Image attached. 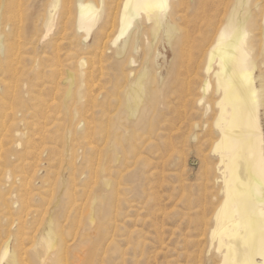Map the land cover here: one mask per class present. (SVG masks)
I'll list each match as a JSON object with an SVG mask.
<instances>
[{
    "label": "bare ground",
    "instance_id": "1",
    "mask_svg": "<svg viewBox=\"0 0 264 264\" xmlns=\"http://www.w3.org/2000/svg\"><path fill=\"white\" fill-rule=\"evenodd\" d=\"M213 2H211L210 0H40L39 6H38V12H37L38 16H37V18H35L36 21L33 25V28H34L33 31L40 32V35H37L38 36V38H37L38 44L39 45L40 44L45 45V46H47V48L54 47V44L59 45V42H61V40L62 41L63 40L70 41L71 43L68 42L67 45H69V43H70L71 51H67V52H65V54L70 52L68 57H70L71 60L76 59L74 61V63L77 62L78 66L81 67L82 69L85 68L86 63L94 64L93 61H95L98 57L101 58L100 60H102V58H103V60H105L104 57H105V55L108 54V53L106 54V52H105L106 49H107V52L110 49L111 50L113 49L112 56H111L112 58L111 57L110 58L114 60V64H111V67L109 68V70H111V78H110L111 81L110 82L114 85V87L112 86L113 91H111V89H112L111 87H109V88H111L109 90L112 93L115 92L113 95L115 97L118 95L121 99L118 98L120 101L119 102L120 104L117 105V106H119L118 108L115 107V104H116L115 99H117V98L114 99L115 101L114 100L112 101L111 96H110L109 100L110 99L111 100L108 101L107 106L105 105L106 100L103 101L104 102V109H105V106L107 107V110H106L107 111V125L103 128V132H104V134H106V137H107L106 145L108 144L110 151H111V154H113L115 157H117L116 154L118 153V150H119L120 141L127 143V145H125V146H127V151H126V153H124L125 158H126L125 168H124V169H126V172H125L126 174L124 173V175H126V180H128V181H132V180L137 181L138 177H135L136 174H133V172L129 170L130 169V163L132 161L129 163L128 160L130 159L129 155H132L134 153L133 152L134 151V145H135V147L137 146V148H138L139 144H137L138 141H136L137 134L140 135L141 131L145 132L146 130L144 128L147 126V124H151V126L149 125V127L150 128L152 127L153 130H149L150 128L149 129L147 128V130H148L147 135H144V136L142 135L143 137H141L140 139H141L142 145H146L147 147H150V148L155 147L157 152L154 155L155 156L154 162L151 159H150L151 160L150 162H149V160L146 162V160H144V156L142 153L143 158L138 157V160H135L136 163L134 166H136V164L141 165L142 163H145V162L147 164H149V163L151 164V162H153V164H151V165H153L151 174L149 173L151 171L150 168H149L150 171H148V173L150 174L149 178L150 179L151 178L156 179L155 181H157V184L160 185V186L157 185V187L159 186L160 189L163 188V186H161L162 182H165L168 179V177L177 176L179 173H176L177 171L174 172L173 167L175 166V164L178 161L182 160L183 155H182L181 151H179V150H181L180 149L181 147L178 146L179 143L177 145V141L174 142L175 135L177 136V134L179 135L180 132L187 130L189 128L188 127L187 129H185L186 126L183 125V124H185L184 119L187 118L186 115H189L188 109H189V112H190V110L193 111L195 109H197V111L201 110L203 122H201L200 124H198V123L195 124V128L201 129L200 132L203 135V145L206 148L204 156H203V173H204L203 175H204V181H205L206 187H205L204 195H202V197H204L206 205L209 203V201H210V204L215 205V207L210 212V219L208 218L211 223L209 222L210 223L209 224L207 222V224H205L207 219H205V221H204V225L207 226V228L204 226V228H206V231L203 230L205 232L204 237L207 236V238H208V246L206 247V250H205L206 256H209V257H211V255L213 256V257H211V260H212V258H214V261L212 264H264V27L259 28L257 26L258 20H257V18L254 17V15L250 11V7H249L250 0H236V4H234V6H232L229 10L227 9V11H225V14L229 13V16L227 18H224L225 21H223V19L218 20L219 19L218 13L221 12V11L219 12V9L223 3L220 6V4L216 5L215 2L214 3ZM216 2L218 3L217 0H216ZM23 3H24L23 0H20V2H16V0H0V20H1L0 26H5V29L10 28L11 31L14 30V32H15V29H18V28H16L18 26L17 23L20 22V19L23 17V14L25 13V11H28V8L26 10L25 5H23ZM170 10H171L170 16L167 17L166 14ZM6 13L10 14V16L8 17L9 20L6 19L7 17L5 18ZM177 19L184 21L186 23L185 24L186 26L184 27L185 28L184 30L182 29L183 31H179L180 34L173 35V33L175 31H177V28L175 25L176 24L175 21ZM13 21H14V23H13ZM173 23H175V24H173ZM178 25L179 24H177V26ZM181 25H180V27H181ZM135 27H137L136 31L133 33V35L130 36V33H131L130 30L132 28L135 29ZM162 28H165L167 30L166 36L168 38V43H169V45L173 51V54H175L174 55V62L171 63L170 65H168L165 68V70L162 71V73H157L155 75L156 78L158 79L159 83L162 86V90L159 92H151L150 87L153 84V75L151 74V70H152L151 57L147 60V58H145V57L141 58L140 55L142 54L143 51H144V53H145V51L148 53L152 52V45H148V47H147L146 46V44H147L146 40H148L150 36L152 37L153 40H156L159 33H160V30ZM20 34H21V32H20ZM32 34H33V32H32ZM79 35H81V36H79ZM10 36L8 37L9 39H10ZM71 36L78 38L77 39L78 41L76 42L75 40H72V39L70 40V38H72ZM4 39H5V37H4ZM4 39H2V36L0 35V59H3V60L6 59V61H7V58H5V56H7L8 53H12L11 59L17 60L16 59V58H18L17 53L19 54L18 50H21V49H16V51H15V48H14L15 45L11 44V46H10V43H7V41H10V40L7 39V41L5 42ZM22 39H23V37H22ZM34 39L36 40V38H34ZM14 41H15V39H14ZM21 42H23V41H21ZM26 42H27V40H26ZM103 42H106L107 45L103 44ZM28 43L30 44V42H28ZM33 43H34V41H33ZM7 44L9 46H7ZM61 44L62 43H60V45ZM18 45H20V44L18 43ZM109 45H110V48H109ZM36 46H35V49H36ZM20 47H21V45H20ZM42 50H43V47H42ZM55 50H56V45H55ZM39 51H41V50H39ZM43 51H42V54H44ZM32 52L34 53V51H32ZM32 52H30V53H32ZM45 52L47 54V51H45ZM194 53L197 54V55H195V57L197 56V58L194 57V59H193V55H189V54H194ZM54 54H58V53L56 52ZM49 56H50V52H49V55H47L46 60L48 61V58H49L50 63H51L52 62L51 57H49ZM52 56H54V55H52ZM109 56H110V54H109ZM136 56L138 57V59L136 58ZM176 56H177V59L175 60ZM56 57L57 56H55V58H54L55 60L57 59ZM93 57H94V59H93ZM68 59L69 58H67L66 60H68ZM108 59H109V57H108ZM140 59L143 61H140ZM24 60H25V58H24ZM63 60H64V58H63ZM12 61H14V60H12ZM62 61H61V64H62ZM64 62H65V60H64ZM15 63L16 62H14V64ZM32 64H33V62H32ZM41 64H42V66L44 65L43 63H41ZM20 65H21V63H20ZM38 65H39V68H41L39 63H38ZM48 65H49V63H48ZM48 65L46 64V68ZM54 65L56 66V64H53V67H54ZM105 65L103 64L102 66H105ZM19 66H17V67H19ZM22 66H23V63H22ZM30 66L32 68V65H30ZM59 66H61V65H59ZM50 67L51 66H49V68ZM75 67H76V65H75ZM87 67H89V66H87ZM20 68L21 67H19V69ZM23 68H25V67H23ZM70 68L71 67H69L68 69H70ZM0 69H2V68H0ZM73 69H70V70L73 71ZM103 69H104V67L102 68V70ZM106 69H107V65H106ZM50 70H52V73L54 72V69H50ZM89 70H88V72H89ZM96 70H97V68H96ZM159 70H161V68H158V71ZM8 71H10V70H8ZM15 71H17V69H15ZM15 71H14V74L17 73V72L15 73ZM20 71L22 72L23 70H20ZM26 71L28 72V70H26ZM34 71H36V70L34 69ZM74 71L76 72V70H74ZM92 71H94V70H92ZM92 71H91V74H92ZM61 73H63V72H61ZM76 73H74V74L76 75ZM107 73H109V71H107ZM155 73H156V71H155ZM89 74L90 73H88V75ZM9 75H11V74H9ZM40 75H42V74H40ZM57 75H59V74H57V72H56V76ZM85 75L87 77L86 72H85ZM98 75H97V77H98ZM102 75L104 76L105 74L102 73ZM105 76H108V75H105ZM20 77H21V74H20ZM70 77H72L71 79L73 80V78H74L73 75H71ZM97 77H96V79H97ZM17 78H19V77H17ZM40 78H42V77L39 76V80H40ZM48 78H50V77H48ZM52 78H54V77H52ZM84 78H85V76H84ZM86 79H88V78H86ZM108 79H109V76H108ZM108 79L104 80L105 83H106V81H108ZM31 80H33V78ZM44 80L45 79H43V81ZM72 80H70V81L72 82ZM76 80L77 79H75L74 82H76ZM91 80L89 79V82H88L89 84H90ZM12 81H14V80H12ZM43 81H42V83H43ZM56 81H57V78H56ZM100 81H102V80L99 79V82ZM19 82H20V79H19ZM49 82L50 81H48V83ZM52 82H53V84H56L55 80H53ZM78 83H76V89H77ZM1 84H3V83H1ZM10 84H12V83H10ZM16 84H17V82H16ZM58 84H59V88H60V83H58ZM37 85H38V83H37ZM42 85L40 84V86H42ZM67 85L64 88V90L67 88ZM38 86H36V87L38 88ZM49 86H51V82H50ZM171 86L174 87V90ZM6 87H4V88H6ZM63 87H64V85H63ZM86 87H87V85H86ZM26 88H29V87L26 86ZM89 88H88V90H89ZM99 88H101V87H99ZM93 89H94V87H93ZM52 90L54 92V89H52ZM64 90H63V95H64ZM102 90H103V88H102ZM166 90H169V93H167ZM57 91H59V89H57ZM85 91H86V89H85ZM2 92L4 93V91H2ZM37 93H39V92H37ZM37 93H36V95H38ZM45 93H48V91H46ZM100 93H101V91H100ZM116 93H117V95H116ZM34 94H35V92H34ZM39 94H40V96H42L41 92ZM87 94H88V96H87L88 99L91 98L89 93H87ZM87 94L84 93V95H87ZM90 94H92V93L90 92ZM107 94H109V93H107ZM66 95H67L68 103H72V102H75L74 100L76 99L75 97H77L78 92L76 90L74 91V89L71 88L70 92H67ZM104 95H105V98H104V96H102V97H103V99H106V94L104 93ZM4 96H6V95H4ZM52 96H53V94L51 95V97ZM55 97H56V95H55ZM5 98H7V97H5ZM8 98L10 99V93H9ZM14 98H13V100H14ZM57 98H58V96L56 97V99ZM85 99H87V98H85ZM3 100L4 99L2 98V101ZM60 100H59V102H60ZM0 101H1V97H0ZM6 101H8V100H6ZM18 101H20V100H18ZM92 101L93 100H91V102ZM96 101H98V100H96ZM35 102L36 101H34V103ZM41 102H43V101H41ZM59 102H58V104H59ZM87 102H89V101H87ZM99 102H100V100H99ZM4 103H5V101H4ZM7 103L9 105V102H7ZM61 103H63V102H61ZM1 104H3V103H1ZM36 104H33V105H36ZM92 104H93L92 109H94L95 104L94 103H92ZM97 104H98V102H97ZM144 104H145V107H143ZM4 105H6V104H4ZM15 105L16 104L14 103V106ZM30 106H31V104H30ZM42 106H43V104H42ZM57 106L61 107V104L57 105ZM98 106H97V108H98ZM39 107H40V104H38V108H37L38 110H39ZM50 107H48V108H50ZM60 107H56L55 110H57V108L59 109ZM16 108H17V105H16ZM34 108H36V106H34ZM1 109H2V107L0 108V110ZM70 109H71V107H70ZM72 109H73V106H72ZM166 109H175V110H177V112H178V110H181V109L185 111V113L183 112L182 114H181L182 111H179L180 114L178 113V116H179L180 121L178 120L179 123L177 126H175V124L173 127L171 125H166V124L161 125V123H163L165 120L164 118H163L164 120H161L162 114H164L162 112ZM13 110H15V109H13ZM25 110H26V107H25ZM52 110H53V108H52ZM52 110H51V112H52ZM143 110H145V112L141 115ZM29 111H31L30 108H29ZM87 111H88V109H87ZM87 111H86V113H87ZM149 111L152 112V114H151L152 116L150 118H147ZM168 111H170V110H168ZM40 112H41V110H40ZM60 112H61V110H59V113ZM64 112H63V114H65ZM11 113H13V112H11ZM72 113H73V111H71V115H72ZM82 113H84V112H82ZM101 113H102V111H101ZM165 113L167 114V112H165ZM171 113H172V110H171L170 114ZM193 113H194V111H193ZM0 114H2V113L0 112ZM14 114H15V111H14ZM20 114L22 115L23 112H21V113L17 112V118L19 117L18 115H20ZM25 114H27V113H25ZM49 114H50V112H49ZM79 114L80 113H78V115ZM174 114H176V113H174ZM69 115H70V113H69ZM93 115L91 114V116H93ZM101 115L103 117V114H101ZM33 116H36L38 118L40 117V115L37 116V113H36V115H32V117ZM36 117H34V118H36ZM78 117H76V120L78 119ZM104 117H105V115H104ZM177 117L175 118L176 120H177ZM202 117H201V121H202ZM19 118L24 119L23 115L20 116ZM42 118H44V117H42ZM45 118H47V117H45ZM48 118H50V116ZM55 118H57V116ZM99 118H101V117H99ZM9 119L11 120V117ZM13 119L16 120V118L14 116H13L12 120ZM71 119H72V117H71ZM88 119L90 120V118H88ZM1 120H0V123H1ZM30 120L33 121L34 119H30ZM36 120L39 122V119H36ZM45 120L47 121V119H45ZM65 120H66V117H65ZM69 120L70 119L68 118V122H69ZM95 120H97V122L99 121L98 118H96ZM124 120H126L127 123L131 124L130 127H132L133 129H131L129 126H126ZM37 121H36V123L39 124ZM52 121H53V119H52ZM86 121H87V119L85 120V123L87 124ZM104 121H106V120H104ZM172 121H169L168 118H166V120H165V122H167V123H171ZM22 122L23 121H21V123L19 124L20 127L22 126ZM92 122H93V120H92ZM94 122L96 123V121H94ZM44 123H45V121H44ZM88 123L90 124L91 121H89ZM95 123H93V124H95ZM4 124L5 125H3L2 127L0 126V137H3L4 139H6V138L9 139L8 137H10L11 140L10 139L6 140V142L9 143L8 145H10V150H11V148H13V150L16 151V153H17V150L19 152V149L21 151L23 144H26V143H24L25 142L24 138H25L26 134L25 135L22 134V132L18 129L19 126L16 128H15V126H13L15 128L13 130L10 128V126L6 125V122ZM48 124H50V123H48ZM62 124H63V121H62ZM176 124H177V122H176ZM23 125H25V124H23ZM45 125H46V123H45ZM64 125H65V123H64ZM75 125H77V124L74 123V126ZM103 125H105V124L103 123ZM103 125L100 124L98 128H100V126H103ZM159 125H160V127H159ZM28 126H30V125H28ZM68 126H69V124H68ZM66 127H65V129H66ZM127 127H129V129L132 130L131 134H130V131L129 132L126 131ZM36 128L38 130L37 126H36ZM86 128H88V130H87V132H88L90 129V126H86ZM65 129H62V130H65ZM67 129L70 130L69 127H67ZM72 129L74 130V128H72ZM94 129H95V127H94ZM94 129L92 130L93 132H94ZM28 130H30V128ZM37 130L35 131V129H34V132L38 133L39 130L38 131ZM45 130H46V128H44V130H42V132H44ZM49 130L50 129H48L47 131H49ZM56 130L57 129H55V131ZM192 130H193V128H192ZM26 131H27V129H26ZM166 131H168V133ZM195 131H197V130L195 129ZM195 131L193 133H196ZM52 132H53L52 134H54V131H52ZM57 132H59V131H57ZM60 132H61V129H60ZM64 132H62L61 135ZM27 133H29V132H27ZM39 133H40V131H39ZM48 133H50V132H48ZM85 133H86V130H85ZM88 133H87V135H88ZM90 133H91V131H90ZM102 134L103 133L101 132V136H103ZM188 134H189V132H188ZM198 134L193 135L192 136L193 139L197 140V138L199 137ZM34 135H36V134H34ZM61 135L59 133V136H61ZM74 135H75V133H74ZM74 135L71 134V137ZM94 135L95 134H93V138L91 135L90 136L92 139L95 140L96 137H94ZM51 136H54V135H51ZM51 136H49V137L47 136V137L50 138ZM80 136H82V135H80ZM3 138H2V141L0 142V159H5V158H1L2 155H4V153H3L4 152L3 151L4 150ZM29 138H30V135H29ZM31 138L33 140V136ZM163 138H166V140L168 138L169 140L164 141ZM50 139H52V138H50ZM74 139H76V136L73 138V140ZM77 139H76V141H77ZM85 139H88V137L87 138L85 137ZM177 139H178V136H177ZM37 140H35V141H37ZM55 141H53V142H55ZM57 141H56V143H57ZM76 141L75 142L73 141V142L75 144L79 145L80 142L77 143ZM82 141L84 142L85 140H82ZM135 141H136V143H135ZM178 141H179V139H178ZM201 141H202V139H201ZM6 142H5V145H6ZM33 142H34V140L32 141V143ZM40 142H42V141L40 140ZM69 142L71 143V141H69ZM98 142L102 143L104 141L100 140ZM183 142H185V141H183ZM39 143H36V144L39 145ZM46 143L47 142H45V144ZM65 143H66V141H65ZM70 143H69V145H70ZM48 144L50 145V143H48ZM160 144L162 145V147L160 146ZM32 145L33 144H31V147H32ZM83 145L85 146V143H83ZM87 145L89 148V143H87ZM91 145L92 144H90V146ZM94 145H96V144L94 143ZM94 145H92V146L94 147ZM121 145H123V144H121ZM180 145H181V143H180ZM51 146H52V143H51ZM75 146H77V145H75ZM81 146H82V144H81ZM141 146H139V147L141 148ZM25 147H24V149H25ZM33 147H34V145H33ZM53 147H54V143H53ZM61 147L63 149V146H61ZM99 147H100V145H99ZM29 149L26 148V150H29ZM32 149H34V148H32ZM44 149H46V147ZM73 149L74 148H72L71 150H73ZM104 149H105V147H104ZM104 149H103V152H104ZM120 149H121V146H120ZM42 150H41V152H42ZM53 150L54 149L52 148V151ZM143 150H144V148H143ZM143 150H142V152H143ZM56 151L60 153V151H58V150H56ZM8 152H10V151H8ZM36 152H37V150H36ZM41 152H40V154H41ZM46 152H47V150H44L45 154H46ZM101 152L102 151H100V153ZM122 152H123V150H122ZM59 153H58V155H59ZM82 153H81V155H82ZM94 153H95V151H94ZM151 153L154 154V152H151ZM151 153H150V156L153 155V154L151 155ZM23 154H25V153H23ZM23 154H21V152H20L19 156L17 154L16 158L21 157V155H23ZM55 154H57V153H55ZM62 154H63V152H62ZM62 154H60V155H62ZM72 154H73V152H72ZM77 154H80V153H77ZM38 155H39V153H38ZM103 155H104V153L102 154V157H104ZM134 155L135 154H133V156ZM25 156H27V155L25 154ZM47 156H49V155H47ZM56 156L54 155V157H56ZM83 156H84V154H83ZM86 156H87V154H86ZM95 156H97V155H95ZM109 156H110V154H109ZM60 157H62V156H60ZM76 157L74 156V159ZM89 157H91V156H88L86 158V159H88V161H89ZM22 158L23 157H21V159ZM29 158H31V156ZM33 158H36V157L33 156ZM38 158L39 157H37V159ZM47 158H45V159H47ZM57 158L58 157H56V159ZM63 158H61V159H63ZM50 159H51V157H50ZM68 159H70V158H68ZM83 159L84 158H82L81 160L83 161ZM40 160H41V158H40ZM52 160H54V158H52ZM59 160L60 159L58 158V161ZM100 160H101V158H100ZM110 160H111V157H110L109 161ZM6 161H7V158H6ZM34 161L35 160H33V162ZM82 161L80 162L81 165L83 164ZM95 161H96V159H95ZM49 162H50V160H49ZM105 162H107V161H105ZM91 163H93V160ZM118 163H119V161H118ZM15 164H16V161H15ZM32 164H33L32 167H34V163H32ZM36 164H37V161H36ZM80 164H78V165L80 166ZM86 164H87V162H86ZM93 164H95V162ZM108 164H110V163H108ZM108 164L106 166H108ZM27 165H28V163H27ZM53 165H51L52 169H53ZM60 165H62V164L60 163ZM13 166H11V168ZM69 166H70V164H69ZM106 166H105V168H106ZM19 167H17V168H19ZM32 167L30 166V168H32ZM57 167H59L58 164H57ZM57 167H56V169H57ZM90 167H92V166L90 165ZM148 167L149 166H147V169H148ZM5 168H4V170H5ZM17 168H15V170ZM27 168L28 167H26V170H27ZM73 168H74V165H73ZM89 168H87V169H89ZM96 168H98V167H96ZM40 169H42V168H40ZM58 169H60V168H58ZM112 169L114 170L115 168L112 167ZM124 169H122V170H124ZM15 170L13 173H15ZM21 170H23V169L21 168ZM43 170L45 171L46 167ZM11 171H9V170L4 171V173L2 174L3 180L2 179L0 180V207L2 208V210L4 211V214H5V215L3 214L4 220L7 221L8 216H10V215L14 219V214H17V217H19V218H16L15 220H13V219H11V220L13 221L12 222L13 225L17 224V222H18V224L20 223V226L16 225V226H19V228L17 230V235L15 236V238H16L15 239V241H16L15 245L16 246L14 245V242H12L14 248H10V245H9L10 244V241H9L10 238L7 240V242L4 243V245L1 249V252H0V264H2V262H5V264H71L72 261L66 262L65 257L64 258L62 257V255L65 254V253L63 254L62 251L69 252L68 251V247H69L68 244L69 243H67V242H70V241H64V238L62 239V236H59L60 235L59 232L56 231L55 224H57V223H55V221H57V219L54 221L53 218H50L47 221V223L45 224L44 229H42L41 233L37 236V237H39L38 240L37 241L35 240V238H36V235H35V237L33 239L34 241L31 244L32 247H30L31 246L30 245L29 248H26V246H28V244L25 246V243L28 242V239L25 238L27 240V242H24V237L27 236L28 233H25V229H26V225H27L25 217L27 214L26 211L30 212V210H27V209H28V207L31 206V204L29 206V203L31 200H29L28 197L26 196V191H28L27 189H25L26 190L24 192L25 194L20 195L23 187H25V186H23V179H22V177L19 178L16 176L19 174L16 173V175H14ZM49 171H50V169H49ZM68 171H70V170H68ZM75 171H77L76 168H75ZM83 171H84V169H83ZM111 171L109 173H112ZM172 171H173V173H172ZM64 172H65V170H64ZM96 172H97V169H96ZM96 172H95V174H96ZM28 173H29V171L27 172V174ZM59 173H60V171H59ZM74 173H76V172H74ZM74 173H73V175H74ZM90 173H92V171ZM29 174H31V173H29ZM67 174H68V172H67ZM23 175H24V172H23ZM49 175H50V173H49ZM57 175H58V173H57ZM122 175L123 174H121V176ZM66 176L68 177V175H66ZM81 176L82 175H80V178H81ZM93 176H94V174H93ZM121 176L119 175L120 178H121ZM182 176H183V174H182ZM182 176L179 178H182ZM32 177H33V175H32ZM45 177H48V176H44L43 180L45 179ZM58 177H56V178H58ZM90 177H92V176H90ZM109 177H110V174L106 178H108V179L112 178V177H110V178ZM98 178H100V177H98ZM124 178H125V176H124ZM25 179H26V177H25ZM34 179H35V177H34ZM74 179H76V178L74 177ZM50 180H51V177H50ZM177 180H178V178H177ZM32 181H33V178H32ZM67 181H66V183H67ZM90 181H91V179H90ZM112 181H114V179ZM120 181H121V179H120ZM152 181H153L152 182L153 183L152 187H153V185L155 183H154V180H152ZM46 182H47V180H46ZM53 182H55V181H53ZM114 182H112V183H114ZM180 182H182L181 184H183V181H180ZM68 183H69V181H68ZM121 183H119V184L121 185ZM89 184L86 186L89 187L92 183L90 185ZM19 185L21 186V188L18 189ZM144 185H145V183H144ZM41 186H42V183H41ZM86 186L84 185L85 188H86ZM112 186H114V185L112 184ZM128 186H130V185L128 184ZM146 186L147 185H145V187ZM68 187H67V189H68ZM152 187H150V188H152ZM183 187H184V185H183ZM41 188H43V187H41ZM78 188H79V186H77V189ZM105 188H109V185L106 184ZM148 188H149V186L147 187V190H148ZM37 189H38V187H37ZM37 189H36V191H37ZM54 189H56V188H53V191H54ZM82 189H84V188H82ZM113 189H112V191H113ZM155 189L156 188H154V191H152V193L156 192V191L158 192V190L156 189V191H155ZM41 190H40V193H41ZM48 190H49V188H48ZM71 190L73 191V189H71ZM76 190H74V194H75ZM87 190H89V189H87ZM91 190H93V189H91ZM120 190H121V188H120ZM184 190H185V188H184ZM210 190H213V191H210ZM44 191H45V189H44ZM72 191H67L66 194H64L63 201H65V199H67V196H69L70 192H72ZM33 192H34V190H33ZM182 192H185V191H183V189H182ZM40 193H38V194H40ZM46 193H47V188H46ZM50 193H51V191H50ZM50 193H49V195H50ZM117 193H118V191H117ZM97 194L100 197V194L99 193H97ZM41 195L43 197V194H41ZM148 195H149V193H148ZM181 195L184 196L183 193H181ZM74 196H76V195H74ZM118 196H119V198L121 197V195H118ZM76 197H75V199H76ZM106 197L107 196H104L105 201H102L103 203L101 202L102 205H100V206L106 205V202H107ZM146 197L148 198L149 196L146 195ZM156 197L158 198L157 195H156ZM202 197H200L199 198L200 200L199 199L198 200L201 201ZM72 198H73V196H72ZM77 198H79V197H77ZM69 199H71V198H69ZM82 199H84V192H83V198ZM86 199H87V197H86ZM122 199H124V198H122ZM153 199H155V197ZM179 199H182V198L180 197ZM114 200H116V197ZM191 200H192V198L190 199V201ZM119 201H121V200H119ZM143 201H141V204L143 203ZM180 201H182V200H180ZM185 201H186V199H185ZM67 202L65 201L66 205H69V203L67 204ZM80 202H81V200H80ZM124 202H125V200H124ZM144 202H146V200ZM155 202L156 201H154V203ZM157 202H159V200ZM194 202H196V201H194ZM113 203L115 204L114 201H113ZM196 204H197V202H196ZM84 205H85V203H84ZM116 205H117V203H116ZM109 206L111 208V204ZM135 206H137V205H135ZM157 206H160L159 203ZM190 206H191V202H190ZM201 206L205 207V205H201ZM67 207L69 208L70 206H67ZM80 207H81V205H80ZM118 207L120 208V206H118ZM160 207H162V205ZM160 207L156 208L153 206V208H155L156 210ZM138 208H140V207H138ZM35 209H36V206H35ZM65 209H64V211H65ZM86 209H88V208H86ZM99 209H100V207H99ZM144 209H146V207ZM205 209L206 208H203V212L205 211ZM5 210H6V212H5ZM32 210H33V208H32ZM60 210H61V208H60ZM111 210H112V208H111ZM139 210L141 211V209H139ZM160 210L162 211V209H160ZM39 211L41 212L40 209H39ZM35 212H36V210H35ZM37 212H38V209H37ZM117 212H118V210H117ZM67 213H68V211H67ZM55 214H57V212ZM156 214H157V212H156ZM198 214L205 215L204 213L203 214L198 213ZM0 215L2 216V214H0ZM40 215H41V213H40ZM43 215H44V213H43ZM74 215L76 216V214H74ZM78 216H79V214H78ZM159 216L156 215V217H159ZM164 216H166V215L164 214L163 218H164ZM150 217H147V218H150ZM199 217L201 218L203 216H199ZM55 218H57V217L55 216ZM74 218H76V217H74ZM2 219L3 218L0 217V220H2ZM32 219H33V217H32ZM58 219L60 221V218H58ZM63 219H64V217H63ZM19 220L20 221L22 220V221L19 222ZM42 220H43V218H42ZM117 220H118V218H117ZM9 221H10V219H9ZM147 221H149V220H147ZM161 221H162V219H161ZM66 222H68V221H66ZM93 222L94 221H92V223ZM142 222H145V221L143 220ZM199 222H201V221H199ZM69 223H70V220H69ZM0 224H1V222H0ZM9 224H10V222H9ZM32 224H30L31 228H32ZM39 224H40V222H39ZM116 224H117V222H116ZM153 224H152V226H153ZM156 224H158V223H156ZM202 224H203V222L200 225H202ZM196 225H198V227H200L199 224H196ZM208 225H209V227H208ZM59 226H61V225L59 224ZM63 226H64V224H63ZM157 226H159V224ZM68 227H69V225H68ZM73 227H75V226H73ZM115 227L117 228V226H115ZM141 227H142V225H141ZM28 228H29V226H28ZM31 228H29V229H31ZM57 228H59V227H57ZM98 228H96V229H98ZM108 228H106V229H108ZM38 229H37V231H39ZM64 229H65V227H64ZM137 229H139V228H137ZM157 229H158V227H157ZM194 229L198 230V228H196V227H194ZM9 230H11V229H9ZM58 230H60V229H58ZM69 230H71V227ZM148 230H149V228H148ZM12 231H14V235H15L16 230H12ZM62 231H64V230H62ZM114 231H115V229H114ZM72 232L73 231L71 230V235H72ZM108 232L111 233V230ZM131 232L132 231H130V236H131ZM204 232L200 231L199 233L203 234ZM138 233H140V232H138ZM4 234H7V233L5 232ZM127 234H128V232H127ZM91 235H92V233H91ZM106 235L104 234L103 236H106ZM113 235H114V233H113ZM160 235H158V237ZM28 236H29V234H28ZM69 236H70V234H69ZM103 236H101V237H103ZM108 236H111V235H108ZM126 236H128V235H126ZM163 237H165L164 234H163ZM5 238H6V236H5ZM71 238L73 239V237H71ZM85 238H87V237H85ZM97 238L98 237H96V239ZM115 238L118 239L117 236H115ZM65 239H66V237H65ZM121 239H122V236H121ZM74 240H76V238ZM92 240H93V238H92ZM92 240L90 239V241H92ZM129 240L130 239H127V240L125 239V241L128 242L127 243L128 246L126 244V246H127L126 249L124 248L125 246L123 247L124 248L123 255H126L130 251L134 252V250L136 252V250H138V248H140V246L137 245V243L139 242L138 241L139 239L137 240L138 242L136 243V245L134 247L131 246L132 242ZM146 240H147V238H146ZM191 242H193V241H191ZM106 243H104V244H106ZM114 243H116V242H115L114 237H113L112 241L109 243V246L111 249L113 248L115 250V247H118V246L117 245L115 246ZM193 244H192V247H193ZM140 245H142V244H140ZM63 246H65L66 248H64ZM152 246H153V244H152ZM88 248H90V247H88ZM98 248H100V246ZM203 248H205V247H203ZM118 249H117V251H118ZM142 251L144 253V250H142ZM94 252H93V255H94ZM112 253H114V252H112ZM141 255H142V252H141ZM183 255H184V253H183ZM110 256H113V255H110ZM92 257H91V254L89 255L88 253H86L82 257L80 256V257L74 258L76 263H72V264H94V262H93L94 259ZM126 257H128V256L126 255ZM101 258H102V256H101ZM141 258H142V256H141ZM121 259H120V261H121ZM97 260H98V258H97ZM136 260H137V257H136ZM200 260H202V258ZM103 262H105V261H103ZM103 262L101 264H103ZM182 262H184V261H182ZM124 263H126V262H124ZM124 263H122V264H124ZM113 264H114V262H113Z\"/></svg>",
    "mask_w": 264,
    "mask_h": 264
},
{
    "label": "rangeland",
    "instance_id": "2",
    "mask_svg": "<svg viewBox=\"0 0 264 264\" xmlns=\"http://www.w3.org/2000/svg\"><path fill=\"white\" fill-rule=\"evenodd\" d=\"M39 1L40 0H23V5H25V9L27 10V8H28V11H25V13L23 14V17L20 19V22L19 23H17L18 24V26L16 27V28H18V29H15V32H14V30L13 31H11V29L9 28V29H5V26H0V35L2 36V39H4V37H5V42L7 41V39H9L8 37L10 36V41H7V43H10V46H11V44H14L13 46H14V48H15V51H16V49H21V50H18V52H19V54L17 53V55H18V58H16L17 60H15V59H11V57H12V53H8L7 54V56H5V58H7V61H6V59L5 60H3V59H0V68H2V69H0V97H1V101H0V104L1 103H3V104H1L0 105V108L2 107V109L4 110H0V112L2 113V114H0L1 116H0V120H1V123H0V126L2 127L3 125H5L4 123L6 122V125H8V126H10V128L11 129H15L16 127H18L19 126V124L21 123V121H23L22 122V126L20 127L19 126V130L22 132V134L23 135H25V138H24V143H26V144H23V146H22V149H21V151H20V149H19V152H18V150H17V153H16V151H14L13 150V148H11V150H10V145H8L9 143L8 142H6V140H11V138L10 137H8L9 139H4L3 137H0V142L2 141V138H3V141H4V144H3V148H4V155H2V157L1 158H5V159H0V180L3 178V173H4V171H7V170H9V171H11L12 173L14 172V170H15V168H17V167H21L23 170H21V168L19 169V168H17L16 170H15V173H13L14 175H16V173L17 174H19V175H16L17 177H19V178H21L22 177V179H23V186H25V187H23V189H22V192L20 193V195L22 194H25L24 192L26 191L25 189H27L28 191H26V196L28 197V199L29 200H31L30 201V203H29V206H30V204H31V206L30 207H28V209L27 210H30V212L29 211H26V217H25V219H26V222H27V225H26V229H25V233H28L29 234V236H28V234H27V236H25L24 237V242H27V240L25 239V238H27L28 239V242L27 243H25V246L28 244V246H26V248H29V246L32 244V242L34 241L33 239H34V237H35V235H36V238H35V240L37 241L38 240V238L39 237H37L40 233H41V231H42V229H44V226H45V224L47 223V221L50 219V218H53L54 219V221L57 219V221H55V223H57V224H55V226H56V231H58L59 232V236H62V239L64 238V241H70V242H67V243H69L68 245H69V247H68V251L69 252H66V251H62V253L64 254V255H62V257L64 258L65 257V261L67 262V261H72V263H76L75 262V260H74V258H77V257H82L84 254H86V253H88L89 255L91 254V257L94 259L93 260V262H94V264H101L103 261H105V262H103V264H113V262H114V264H122V263H124V262H126V263H124V264H167L168 262V264H212L213 263V261H214V258H212V260H211V257H213L212 255H211V257H209V256H206V253H205V250H206V247L208 246V238H207V236L206 237H204V235H205V232L203 231V230H205L206 231V228H207V226L206 225H204V221H205V219H207V221H206V223L205 224H207V222L209 223L210 222V212H211V210L215 207V205H212V204H210V201H209V203L206 205V203H205V200H204V197H202V195H204V192H205V187H206V184H205V181H204V173H203V156H204V153H205V146L203 145V135L201 134V129H198V128H195V124H200L201 122H203V117H202V113H201V110L199 111H197V109H195V110H193L194 111V113H193V111H191L190 110V112H189V109H188V114L189 115H186V119H184V123L185 124H183L184 126H186V128L185 129H187L188 127V131L187 130H184V131H182V132H180V134L178 135L177 134V136H178V139H179V141H178V139H177V136L175 135V139H174V142L175 141H177V145H178V143H179V147H181L180 149L181 150H179V151H181V153H182V155H183V158H182V160L181 161H178L176 164H175V166L173 167V171L174 172H176V173H179L177 176H173V177H168V179L165 181V182H162V185L161 186H163V188H159V184H157V181H155L156 179H150L149 178V176H150V174H151V172H152V166L153 165H151V164H153V162H154V155L156 154V149H155V147L154 148H150V147H147L146 145H142L141 144V137H143L144 135H147V132H148V130H147V128L149 129L150 127H149V125L151 126V124H147V126L144 128L146 131L145 132H143V131H141V133H140V135L139 134H137V138H136V141H138L137 142V144H139L138 145V148H137V146L135 147V145H134V153L133 154H135L134 156H133V154L132 155H129V160H128V162L130 163L131 161V163H130V171H132L133 172V174H136L135 175V177H138L137 178V181H135V180H132V181H128V180H126V175H124V173L126 172V169H124L125 168V162H126V158H125V154L124 153H126V151H127V146H125V145H127V143L126 142H123V141H120V146H121V149L123 150V152H122V150L120 149V146H119V150H118V153L116 154V156L118 157H115L113 154H111V151H110V148H109V146H108V144L106 145V143H107V137H106V134H104V132H103V128L107 125V103H108V101H110L111 99H112V101L115 99V98H117V99H115L114 101L116 102V104H115V107L116 108H118L119 106H117L118 104H120L119 102V99L118 98H120L118 95H117V93H116V97L113 95L114 93H112L111 91H113V87H114V85L110 82L111 81V70H109V68L111 67V64H114V60L113 59H111L112 57V51H113V49L111 50H109L108 52H107V49H106V54L107 55H105V57H104V59L105 60H103V58H102V60H100L101 58L100 57H98L95 61H93V63L95 64H90V63H86L85 64V68H81V67H79L78 66V64H77V62H75L74 63V61L76 60V59H74V60H71L70 59V57H68V55L70 54V52H68V53H66L65 54V52H67V51H71V45H70V41H68V40H61V42H59V45L58 44H54V47H50V48H47V46H45V45H42V44H38V36L37 35H40V32H37V31H33L34 30V28H33V25H34V23H35V21H36V19L35 18H37V16H38V14H37V12H38V6H39ZM211 2H215V4L216 5H218V4H220V6H221V4H222V6L220 7V9H219V12L221 13H218V17H219V19L218 20H221V19H223V21H225V19L224 18H227L228 16H229V13H226L225 14V11H227V9L229 10L232 6H234V4H236V0H217L218 1V3L216 2V0H210ZM16 2H20V0H16ZM213 2V3H214ZM263 2V3H262ZM210 3V2H209ZM249 7H250V11H251V13L254 15V17L255 18H257V20H258V22H257V26L260 28V27H264V0H250V4H249ZM188 9V8H187ZM170 13H171V10L169 11V12H167V14H166V16L168 17V16H170ZM221 15V16H220ZM10 16V14L9 13H6V16H5V18L6 19H8V17ZM9 20V19H8ZM213 20V19H212ZM0 22H1V20H0ZM11 22V21H10ZM17 22V21H16ZM176 24L175 23H173V24H175L176 25V28H177V31H175L174 33H173V35H177V34H180L179 33V31H183L185 28V22L184 21H181V20H179V19H177L176 21ZM13 23H14V21H13ZM184 23V24H183ZM177 24H179L178 26H177ZM182 24V25H181ZM180 25H181V27H180ZM184 25V26H183ZM22 28H21V27ZM183 26V27H182ZM20 27V28H19ZM180 27V28H179ZM12 28V27H11ZM136 28L137 27H135V29L134 28H132L131 30H130V36L131 35H133V33L136 31ZM179 28V29H178ZM21 29V30H20ZM181 29V30H180ZM183 29V30H182ZM25 30V31H24ZM166 29L165 28H162L161 30H160V33H159V35H158V37H157V39L156 40H153L152 39V37L150 36L149 37V39L148 40H146V42H147V44H146V46L148 47V45H152V52L151 53H148V52H146L145 51V53H144V51L142 52V54L140 55V57L142 58V57H145V58H147V60L151 57V63H152V70H151V74L153 75V84H152V86L150 87V91L151 92H159V91H161L162 90V86H161V84L159 83V81H158V79L156 78V74L157 73H162V71L163 70H165V68L168 66V65H170L171 63H173L174 62V55L175 54H173V51H172V49H171V47H170V45H169V43H168V38H167V36H166ZM14 32V33H13ZM20 32H21V34H20ZM32 32H33V34L35 35H33L32 34ZM36 32V33H35ZM12 33V34H11ZM17 33V34H16ZM22 35V36H21ZM72 35V34H71ZM14 36V37H13ZM34 36V37H33ZM79 36H81V35H79ZM16 37V38H15ZM22 37H23V39H22ZM33 37V38H32ZM72 38H70V40L72 39V40H75L76 42L78 41L77 39L78 38H76V37H74V36H71ZM13 38V39H12ZM28 38V39H27ZM32 38V39H31ZM34 38H36V40L34 39ZM14 39H15V41H14ZM25 39V40H24ZM17 40V41H16ZM26 40H27V42H26ZM150 40V41H149ZM14 43H13V42ZM21 41H23V42H21ZM33 41H34V43H33ZM17 42V43H16ZM28 42H30V44L28 43ZM37 44H36V43ZM68 42H70L69 43V45H67V43ZM107 42V41H106ZM106 42H103V44H105V45H107V43ZM18 43L21 45V47H20V45H18ZM22 43V44H21ZM60 43H62L61 45H60ZM35 44V45H34ZM33 45V46H32ZM37 45V46H36ZM55 45H56V50H55ZM64 45V46H63ZM67 45V46H66ZM7 46H9L8 44H7ZM35 46H36V49H35ZM70 46V47H69ZM145 46V47H146ZM17 47V48H16ZM34 47V48H33ZM42 47H43V50H42ZM67 49H65V48ZM104 47V46H103ZM107 47V46H106ZM109 48H110V45H109ZM52 49V50H51ZM70 49V50H69ZM39 50H41V51H39ZM61 50V51H60ZM29 53H28V52ZM32 51H34V53L32 52ZM42 51H43V53L44 54H42ZM45 51H47V54H46V52ZM53 51V52H52ZM63 51V52H62ZM27 52V53H26ZM30 52H32V53H30ZM49 52H50V56L49 57H51V63H50V59L48 58V61L46 60L47 59V55H49ZM58 53V54H54V53ZM39 53V54H38ZM64 53V54H63ZM175 53V52H174ZM22 54V55H21ZM30 54V55H29ZM42 54V55H41ZM60 54V55H59ZM109 54H110V56H109ZM20 55V56H19ZM29 55V56H28ZM52 55H54V56H52ZM59 55V56H58ZM189 55H193V59H194V57H195V55H197V54H189ZM31 56V57H30ZM46 56V57H45ZM55 56H57L56 58V60L54 59L55 58ZM61 56V57H60ZM188 56V55H187ZM108 57H109V59H108ZM111 57V58H110ZM15 58V57H14ZM23 58V59H22ZM24 58H25V60H24ZM42 60H41V59ZM53 58V59H52ZM60 58V59H59ZM63 58H64V60H65V62H64V60H63ZM67 58H69L68 60H66ZM136 58L138 59V57L136 56ZM186 58V57H185ZM195 58H197V56L195 57ZM93 59H94V57H93ZM177 59V56H176V58H175V60ZM12 60H14V61H12ZM21 60V61H20ZM63 60V61H62ZM39 61V62H38ZM42 61V62H41ZM49 63V65H48V63ZM61 61H62V64H61ZM104 61V62H103ZM140 61H143V60H141L140 59ZM14 62H16L15 64H14ZM25 62V63H24ZM32 62H33V64H32ZM43 63L44 65L42 66V64L41 63ZM57 62V63H56ZM97 62V63H96ZM103 62V63H102ZM108 62V63H107ZM20 63H21V65H20ZM22 63H23V66H22ZM38 63L40 64V66H41V68H39V65H38ZM48 65L47 66V68H46V64ZM60 63V64H59ZM99 63V64H98ZM102 63V64H101ZM107 63V64H106ZM14 64V65H13ZM26 64V65H25ZM52 64V65H51ZM53 64H56V66L54 65V67H53ZM58 64V65H57ZM98 64V65H97ZM107 65V69H106V65L105 66H102V65ZM20 65V66H19ZM30 65H32V68H31V66ZM59 65H61V66H59ZM75 65H76V67H75ZM94 65V66H93ZM3 66V67H2ZM11 66V67H10ZM17 66H19V67H21L20 69H19V67H17ZM34 66V67H33ZM49 66H51L50 68H49ZM71 67L70 69H73V71L72 70H70V69H68L69 67ZM87 66H89V67H87ZM7 69H6V68ZM14 67V68H13ZM23 67H25V68H23ZM43 67V68H42ZM45 67V68H44ZM53 67V68H52ZM57 67V68H56ZM91 67V68H90ZM100 67V68H99ZM104 67V69L102 70V68ZM13 68V69H12ZM49 68V69H48ZM56 68V69H55ZM94 68V69H93ZM96 68H97V70H96ZM158 68H161V70H159L158 71ZM12 69V70H11ZM15 69H17V71H15ZM19 69V70H18ZM28 70V72L26 71V70ZM34 69L36 70V71H34ZM42 69V70H41ZM48 69V70H47ZM50 69H54V72L52 73V70H50ZM85 69V70H84ZM89 70V72H88V70ZM8 70H10V71H8ZM20 70H23L22 72L20 71ZM74 70H76V72L74 71ZM84 70V71H83ZM92 70H94V71H92ZM100 70V71H99ZM106 70V71H105ZM14 71H15V73L16 74H14ZM19 71V72H18ZM57 72V74H59V75H57L56 76V72ZM91 71H92V74H91ZM97 71V72H96ZM107 71H109V73H107ZM155 71H156V73H155ZM42 72V73H41ZM60 72V73H59ZM61 72H63V73H61ZM85 72H86V74H87V77H86V75H85ZM90 73L89 75H88V73ZM26 73V74H25ZM42 74V75H40V74ZM51 73V74H50ZM74 73H76V75L74 74ZM100 73V74H99ZM102 73H104L105 75H108L109 76V79H108V76H103L102 75ZM9 74H11V75H9ZM20 74H21V77H20ZM51 76H50V75ZM62 74V75H61ZM94 74V75H93ZM99 74V75H98ZM25 75V76H24ZM28 75V76H27ZM56 77H55V76ZM71 75H73V77L75 78V79H77L76 80V82H74V78H73V80L71 79L72 77H70ZM97 75H98V77H97ZM32 76V77H31ZM39 76L40 77H42V78H40V80H39ZM45 76V77H44ZM84 76H85V78H84ZM17 77H19V78H17ZM44 77V78H43ZM48 77H50V78H48ZM52 77H54V78H52ZM62 77V78H61ZM91 77V78H90ZM96 77H97V79H96ZM2 78V79H1ZM17 78V79H16ZM33 78V80H31ZM38 78V79H37ZM56 78H57V81H56ZM86 78H88V79H86ZM95 78V79H94ZM102 78V79H101ZM19 79H20V82H19ZM28 79V80H27ZM43 79H45L44 81H43ZM89 79L91 80L90 81V84L88 83L89 82ZM99 79L100 80H102V81H100L99 82ZM108 79V81H106V83H105V81L104 80H107ZM12 80H14V81H12ZM53 80H55V83L56 84H53ZM70 80H72V82L70 81ZM86 82H85V81ZM97 80V81H96ZM42 81H43V83H42ZM47 81V82H46ZM48 81H50L51 82V86H49L50 85V82L48 83ZM79 83H78V82ZM95 81V82H94ZM7 82V83H6ZM16 82H17V84H16ZM34 82V83H33ZM40 82V83H39ZM1 83H3V84H1ZM10 83H12V84H10ZM37 83H38V85L40 86V84L42 85V86H38L37 85ZM47 83V84H46ZM58 83H60V88H59V84ZM76 83H78L77 84V89H76ZM89 85H88V84ZM30 84V85H29ZM58 84V85H57ZM62 84V85H61ZM68 84V85H67ZM11 85V86H10ZM19 85V86H18ZM35 87H34V86ZM54 87H53V86ZM63 85H64V87H63ZM66 85H67V88L64 90V88L66 87ZM85 85V86H84ZM86 85H87V87H86ZM97 85V86H96ZM107 85V86H106ZM8 88H7V87ZM26 86L27 87H29V88H26ZM36 86H38V88L36 87ZM106 86V87H105ZM113 86V87H112ZM4 87H6V88H4ZM44 87V88H43ZM90 87V88H89ZM92 87V88H91ZM93 87H94V89H93ZM99 87H101V88H99ZM109 87H111V88H109ZM172 87V86H171ZM19 88V89H18ZM43 88V89H42ZM62 88V89H61ZM74 89V91L76 90L77 92H78V95H77V97H75L76 99L74 100L75 102H72V103H68V100H67V95H66V93L67 92H70V89ZM88 88H89V90H88ZM102 88H103V90H102ZM173 88V90H174V87H172ZM10 89V90H9ZM27 89V90H26ZM29 89V90H28ZM37 91H36V90ZM39 89V90H38ZM51 89V90H50ZM52 89H54V92H53V90ZM57 89H59V91H57ZM85 89H86V91H85ZM99 91H98V90ZM109 89H111V91L109 90ZM169 89V88H168ZM18 90V91H17ZM20 90V91H19ZM32 90V91H31ZM63 90H64V95H63ZM96 90V91H95ZM170 90V89H169ZM169 90H166L167 91V93H169ZM2 91H4V93L2 92ZM7 91V92H6ZM10 91V92H9ZM16 91V92H15ZM46 91H48V93H45ZM73 91V90H72ZM89 91V92H88ZM95 91V92H94ZM100 91H101V93L103 94H101L100 93ZM29 92V93H28ZM34 92H35V94H34ZM37 92H41V94H42V96H40V94L39 93H37ZM89 93V95H90V97L91 98H89L88 99V94L87 93ZM90 92L92 93V94H90ZM9 93H10V99L8 98L9 97ZM36 93L38 94V95H36ZM84 93L85 94H87V95H84ZM95 93V94H94ZM104 93L106 94V99H103V97L102 96H104V98H105V95H104ZM107 93H109V94H107ZM8 94V95H7ZM15 96H14V95ZM30 94V95H29ZM53 94V96L51 97V95ZM3 95V96H2ZM4 95H6V96H4ZM35 95V96H34ZM55 95H56V97L58 96V98L56 99V97H55ZM63 95V96H62ZM93 95V96H92ZM99 95V96H98ZM108 95V96H107ZM28 96V97H27ZM33 98H32V97ZM38 96V97H37ZM98 96V97H97ZM111 96V99L109 100V97ZM113 96V97H112ZM5 97H7V98H5ZM15 97V98H14ZM18 97V98H17ZM45 99H44V98ZM95 97V98H94ZM102 97V98H101ZM2 98L4 99L3 101H2ZM13 98H14V100H13ZM26 98V99H25ZM43 98V99H42ZM51 98V99H50ZM55 98V99H54ZM85 98H87V99H85ZM93 98V99H92ZM97 98V99H96ZM22 99V100H21ZM34 99V100H33ZM36 99V100H35ZM38 99V100H37ZM61 99V100H60ZM102 99V100H101ZM121 99V98H120ZM6 100H8V101H6ZM18 100H20V101H18ZM58 100V101H57ZM59 100H60V102H59ZM91 100H93L92 102H91ZM96 100H98V101H96ZM99 100H100V102H99ZM104 100H106L105 102V109H104ZM4 101H5V103H4ZM34 101H36L35 103H34ZM41 101H43V102H41ZM49 101V102H48ZM87 101H89V102H87ZM102 101V102H101ZM7 102H9V105H8V103ZM13 102V103H12ZM20 102V103H19ZM39 102V103H38ZM48 102V103H47ZM58 102H59V104H58ZM61 102H63V103H61ZM97 102H98V104H97ZM14 103L17 105V108H16V105L14 106ZM28 103V104H27ZM37 103V104H36ZM43 104V106H42V104ZM69 105H68V104ZM80 105H79V104ZM85 103V104H84ZM92 103H94L95 105H94V109H92V106H93V104ZM4 104H6V105H4ZM26 104V105H25ZM30 104H31V106H30ZM33 104H36V105H33ZM38 104H40V107H39V110L37 109L38 108ZM47 104V105H46ZM50 104V105H49ZM61 104V107L60 106H57V105H60ZM74 104V105H73ZM88 104V105H87ZM4 105V106H3ZM8 105V106H7ZM19 105V106H18ZM77 105V106H76ZM90 105V106H89ZM99 105V106H98ZM33 106V107H32ZM34 106H36V108H34ZM46 106V107H45ZM51 106V107H50ZM68 106V107H67ZM72 106H73V109H72ZM85 106V107H84ZM97 106H98V108H97ZM7 107V108H6ZM14 107V108H13ZM21 107V108H20ZM25 107H26V110H25ZM48 107H50V108H48ZM56 107H60L59 109L57 108V110H55L56 109ZM70 107H71V109H70ZM77 107V108H76ZM143 107H145V104H144V106ZM20 108V109H19ZM29 108H30V110L31 111H29ZM42 108V109H41ZM52 108H53V110H52ZM88 109V111H87V109ZM100 108V109H99ZM7 109V110H6ZM11 109V110H10ZM13 109H15V110H13ZM17 109V110H16ZM52 110V112H51V110ZM99 109V110H98ZM37 110V111H36ZM40 110H41V112H40ZM46 110V111H45ZM48 110V111H47ZM59 110H61V112L59 113ZM69 110V111H68ZM102 111V113H101V111ZM168 110H170V111H168ZM171 110H172V113L170 114V112H171ZM14 111H15V114H14ZM26 111V112H25ZM39 111V112H38ZM65 111V112H64ZM71 111H73V113H72V115H71ZM79 111V112H78ZM86 111H87V113H86ZM91 111V112H90ZM106 111V112H105ZM175 111V112H174ZM179 111H182L181 112V114L184 112L185 113V111L184 110H178V112H177V110H175V109H166V110H164L162 113H164V114H162V118H161V120H166V118H168V120L169 121H172L171 123H167V122H165V120H164V122L163 123H161V125H163V124H166V125H171L172 127L174 126V124H175V126H177L178 125V123H179V121H180V119H179V116H178V113H179ZM8 112V113H7ZM11 112H13V113H11ZM17 112L18 113H21V112H23V117H24V119H20L19 117L20 116H22L21 114L20 115H18L19 117L17 118ZM49 112H50V114H49ZM57 112V113H56ZM63 112L65 113V114H63ZM80 113L79 115H78V113ZM82 112H84V113H82ZM105 112V113H104ZM118 112V111H117ZM145 112V110H143L142 111V113H141V115L143 114ZM165 112H167V114L165 113ZM25 113H27V114H25ZM33 113V114H32ZM36 113H37V116H39L40 115V117L38 118V117H36V116H33L32 117V115H36ZM40 113V114H39ZM53 113V114H52ZM69 113H70V115H69ZM86 113V114H85ZM174 113H176V114H174ZM14 114V115H13ZM32 114V115H31ZM44 114V115H43ZM60 114V115H59ZM68 114V115H67ZM91 114L93 115V116H91ZM101 114H103V117H102V115ZM152 112H148V117L147 118H150L152 115ZM174 114V115H173ZM180 114V113H179ZM201 114V115H200ZM5 115V116H4ZM10 115V116H9ZM12 115V116H11ZM47 115V116H46ZM57 116V118H55L56 116ZM65 115V116H64ZM82 115V116H81ZM100 115V116H99ZM104 115H105V117H104ZM167 115V116H166ZM185 115V114H184ZM3 116V117H2ZM13 116L16 118V120H12V118H13ZM29 116V117H28ZM50 116V118H48ZM55 116V117H54ZM63 116V117H62ZM69 116V117H68ZM79 116V117H78ZM177 117V120L175 119L176 117ZM191 116V117H190ZM11 117V120L9 119ZM34 117H36V118H34ZM42 117H44V118H42ZM45 117H47V118H45ZM53 117V118H52ZM65 117H66V120H65ZM71 117H72V119H71ZM76 117H78V119L76 120ZM85 117V118H84ZM99 117H101V118H99ZM201 117H202V121H201ZM8 118V119H7ZM27 118V119H26ZM68 118L70 119L69 120V122H68ZM81 118V119H80ZM88 118H90V120L88 119ZM94 118V119H93ZM96 118H98V122H97V120H95ZM164 118V119H163ZM189 118V119H188ZM30 119H34L33 121H31ZM36 119H39V122L36 120ZM45 119H47V121L45 120ZM52 119H53V121H52ZM56 121H55V120ZM60 119V120H59ZM64 119V120H63ZM87 119V124L85 123V120ZM18 120V121H17ZM92 120H93V122H92ZM104 120H106V121H104ZM149 120V119H148ZM179 120V121H178ZM36 121L39 123V124H37L36 123ZM44 121H45V123H46V125L48 124V123H50V124H48L47 126L45 125V123H44ZM51 121V122H50ZM62 121H63V124H62ZM75 121V122H74ZM79 121V122H78ZM89 121H91V123L89 124L88 122ZM94 121H96V123L94 122ZM177 122V124H176V122ZM31 122V123H30ZM33 122V123H32ZM78 122V123H77ZM100 122V123H99ZM124 122H125V125L126 126H131V124H129V123H127L126 122V120H124ZM148 122V121H147ZM27 123V124H26ZM36 123V124H35ZM64 123H65V125L67 126V127H69V129L70 130H68L67 129V127L64 125ZM74 123L75 124H77V125H75L74 126ZM93 123H95V124H93ZM103 123L105 124V125H103ZM23 124H25V125H23ZM33 124V125H32ZM68 124H69V126H68ZM86 124V125H85ZM92 124V125H91ZM103 125V126H100V128H98L99 127V125ZM194 124V125H193ZM28 125H30V126H28ZM32 125V126H31ZM63 127H62V126ZM71 125V126H70ZM192 125V126H191ZM13 126H15V128L13 127ZM36 126L38 127V130L40 131V133H39V131L37 130V128H36ZM41 126V127H40ZM86 126H90V129H89V133L87 132V130H88V128H86ZM125 126V127H126ZM194 126V127H193ZM40 127V128H39ZM62 127V128H61ZM65 127H66V129H65ZM94 127H95V129H94ZM129 127H127V129H126V131H130V134H131V129H133L132 127H130L131 129H129ZM159 127H160V125H159ZM30 128V130H28ZM44 128H46V130L44 131V132H42V130H44ZM72 128H74V130L72 129ZM192 128H193V130H192ZM26 129H27V131H26ZM34 129H35V131L37 130L38 131V133L36 132H34ZM41 129V130H40ZM48 129H50L49 131H47ZM55 129H57L56 131H55ZM59 129V130H58ZM60 129H61V132H60ZM62 129H65V130H62ZM86 130V133H85V130ZM94 129V132L92 131ZM195 129L197 130V131H195ZM25 130V131H24ZM32 130V131H31ZM149 130H153L152 129V127L149 129ZM199 130V131H198ZM52 131H54V134H52L53 132ZM57 131H59V132H57ZM65 131V132H64ZM90 131H91V133H90ZM196 132V133H193V132ZM27 132H29V133H27ZM48 132H50V133H48ZM57 132V133H56ZM62 132H64L62 135H61V133ZM97 132V133H96ZM99 132V133H98ZM101 132L103 133L102 135L103 136H101ZM167 133H168V131H166ZM188 132H189V134H188ZM200 132V133H199ZM32 135H31V134ZM48 133V134H47ZM59 133H60V135L61 136H59ZM74 133H75V135H74ZM84 133V134H83ZM87 133H88V135H87ZM95 134L94 135V137H96L95 138V140L94 139H92L93 138V134ZM144 133V134H143ZM199 133V134H198ZM34 134H36V135H34ZM71 134L72 135H74V136H72L73 138L76 136V139H77V141H76V139H74L73 140V138L71 137ZM92 136V138H91V136ZM99 134V135H98ZM153 134V133H152ZM199 135V137L197 138V140L196 139H193V135ZM29 135H30V138H29ZM51 135H54V136H51ZM80 135H82V136H80ZM143 135V136H142ZM189 135V136H188ZM191 135V136H190ZM28 136V137H27ZM33 136V140H34V142L32 143V137ZM49 136H51L50 138H52V139H50V138H48ZM87 138L88 137V139H85V137ZM90 136V137H89ZM201 136V137H200ZM40 137V138H39ZM45 139H43V138ZM54 137V138H53ZM61 137V138H60ZM149 137V136H148ZM29 138V139H28ZM64 138V139H63ZM71 138V139H70ZM82 138V139H81ZM84 138V139H83ZM92 140H91V139ZM100 138V139H99ZM28 141H26V140ZM31 139V140H30ZM38 139V140H37ZM61 139V140H60ZM90 139V140H89ZM99 139V140H98ZM105 139V140H104ZM177 139V140H176ZM184 139V140H183ZM200 139V140H199ZM201 139H202V141H201ZM35 140H37V141H35ZM40 140L42 141V142H40ZM57 141V143H56V141ZM60 140V141H59ZM63 140V141H62ZM82 140H85L84 142L82 141ZM90 142H89V141ZM104 141V142H102V143H100V142H98V141ZM163 140L164 141H168L169 139L167 138V140H166V138H163ZM52 141V142H51ZM53 141H55V142H53ZM62 141V142H61ZM65 141H66V143H65ZM69 141H71V143L69 142ZM76 141L77 143H79V145L78 144H75L74 142ZM88 141V142H87ZM95 141V142H94ZM136 141H135V143H136ZM183 141H185V142H183ZM5 142H6V145H5ZM40 142V143H39ZM45 142H47L46 144H45ZM64 142V143H63ZM82 142V143H81ZM98 142V143H97ZM202 142V143H201ZM35 143V144H34ZM36 143H39V145L38 144H36ZM48 143H50V145L48 144ZM51 143H52V146H51ZM53 143H54V147H53ZM60 145H59V144ZM69 143H70V145H69ZM83 143H85V146L83 145ZM87 143H89V148H88V145H87ZM94 143L96 144V145H94ZM180 143H181V145H180ZM31 144H33L34 145V147H33V145H32V147H31ZM41 144V145H40ZM43 144V145H42ZM63 144V145H62ZM81 144H82V146H81ZM90 144H92V145H94V147L91 145L90 146ZM100 145V147H99V145ZM103 144V145H102ZM121 144H123V145H121ZM142 146H141V145ZM6 147H5V146ZM36 145V146H35ZM38 145V146H37ZM46 145V146H45ZM58 145V146H57ZM69 145V146H68ZM74 147H73V146ZM75 145H77V146H75ZM103 147H102V146ZM106 145V146H105ZM26 146V147H25ZM45 148L46 147V149H44L43 147ZM61 146H63V149H62V147ZM84 146V147H83ZM139 146H141V148L139 147ZM160 146L162 147V145L160 144ZM24 147H25V149H24ZM38 147V148H37ZM54 149L53 151H52V148ZM58 147V148H57ZM60 147V148H59ZM98 147V148H97ZM104 147H105V149H104ZM9 148V149H8ZM26 148L27 149H29V150H26ZM32 148H34V149H32ZM72 148H74L73 150H71ZM76 148V149H75ZM84 150H83V149ZM92 148V149H91ZM104 149V152H103V149ZM140 148V149H139ZM143 148H144V150H143ZM40 151H39V150ZM43 149V150H42ZM51 149V150H50ZM99 149V150H98ZM10 151V152H8V151ZM36 150H37V152H36ZM41 150H42V152H41ZM44 150H47V152H46V154L44 153ZM50 150V151H49ZM56 150H58V151H60V153L59 152H57ZM63 150V151H62ZM73 152V154H72V152ZM90 150V151H89ZM142 150H143V152H142ZM151 150V151H150ZM26 151V152H25ZM35 153H34V152ZM56 151V152H55ZM63 152V154H62V152ZM94 151H95V153H94ZM100 151H102L103 153H104V157H102V152L100 153ZM140 151V152H139ZM20 152H21V154H23V153H25L27 156H25V154H23V155H21V157H23L22 159H21V157H18V158H16L17 157V154H18V156H19V154H20ZM40 152H41V154H40ZM83 152V153H82ZM85 152V153H84ZM107 152V153H106ZM151 152H154V154L153 153H151ZM38 153H39V155H38ZM51 153V154H50ZM55 153H57V154H55ZM58 153H59V155H58ZM71 155H70V154ZM77 153H80V154H77ZM81 153H82V155H81ZM97 153V154H96ZM138 153V154H137ZM142 153H143V156H144V160H146V162L149 160V162L151 161V160H153V162H151V164L149 163V164H147L146 162V164L145 163H142L141 165L139 164V165H137L136 164V166H134L135 165V163H136V161L135 160H138V157L140 158H143V156H142ZM150 153H151V155L152 156H150ZM34 154V155H33ZM53 154V155H52ZM60 154H62V155H60ZM76 154V155H75ZM83 154H84V156H83ZM86 154H87V156H86ZM93 154V155H92ZM109 154H110V156H109ZM123 154V155H122ZM36 155V156H35ZM41 155V156H40ZM47 155H49L50 157H51V159H50V157L49 156H47ZM54 155L56 156V157H58L60 160L58 161V158L56 159V157H54ZM68 155V156H67ZM95 155H97V156H95ZM140 155V156H139ZM25 156V157H24ZM31 156V158H29V157ZM33 156L34 157H36V158H33ZM48 158H47V157ZM60 156H62V157H60ZM73 156V157H72ZM74 156L76 157L75 159H74ZM88 156H91V157H89V161H88V159H86ZM108 156V157H107ZM123 156V157H122ZM137 156V157H136ZM27 157V158H26ZM37 157H39L38 159H37ZM47 158V159H45V158ZM64 157V158H63ZM67 157V158H66ZM95 157V158H94ZM101 158V160H100V158ZM110 157H111V160L109 161V159H110ZM6 158H7V161H6ZM27 160H26V159ZM40 158H41V160H40ZM43 158V159H42ZM52 158H54V160H52ZM61 158H63V159H61ZM68 158H70V159H68ZM82 158H84L83 159V161L81 160ZM123 158V159H122ZM45 159V160H44ZM95 159H96V161H95ZM99 159V160H98ZM113 159V160H112ZM125 159V160H124ZM151 159V160H150ZM5 162H3V161ZM21 160V161H20ZM33 160H35L34 162H33ZM44 160V161H43ZM49 160H50V162H49ZM63 162H62V161ZM68 162H67V161ZM73 160V161H72ZM75 160V161H74ZM92 160H93V163L95 162V164H93V163H91L92 162ZM124 160V161H123ZM11 161V162H10ZM14 163H13V162ZM15 161H16V164H15ZM19 161V162H18ZM25 161V162H24ZM36 161H37V164H36ZM46 161V162H45ZM48 161V162H47ZM53 161V162H52ZM57 163H56V162ZM82 161V165L80 164V162ZM105 161H107V162H105ZM113 161V162H112ZM118 161H119V163H118ZM62 164V165H60V163ZM71 162V163H70ZM76 162V163H75ZM86 162H87V164H86ZM100 162V163H99ZM123 162V163H122ZM27 163H28V165L31 163H34V167H32L33 166V164L31 165H27ZM70 164V166H69V164ZM108 163H110V164H108ZM12 164V165H11ZM15 164V165H14ZM26 164V165H25ZM39 164V165H38ZM55 166H54V165ZM57 164H58V166L59 167H57ZM74 165V168H73V165ZM78 164H80V166L78 165ZM108 164V166H106ZM123 166H121V165ZM14 165V166H13ZM24 165V166H23ZM46 165V166H45ZM51 165H53V169L51 168ZM77 165V166H76ZM90 165L92 166V167H90ZM94 165V166H93ZM99 165V166H98ZM101 165V166H100ZM3 166V167H2ZM9 166V167H8ZM11 166H13L12 168H11ZM30 166L32 167V168H30ZM46 167V170L44 171L43 169ZM72 166V167H71ZM76 166V167H75ZM105 166H106V168H105ZM134 166V167H133ZM147 166H149L148 167V169L150 168L151 169V171H150V169L148 170L147 169ZM181 166V167H180ZM183 166V167H182ZM6 167V168H5ZM26 167H28L27 168V170H26ZM37 167V168H36ZM39 167V168H38ZM56 167H57V169H56ZM81 169H80V168ZM90 167V168H89ZM96 167H98V168H96ZM110 167V168H109ZM112 167L113 168H115L114 170L112 169ZM133 167V168H132ZM3 168V169H2ZM4 168H5V170H4ZM9 168V169H8ZM11 168V169H10ZM14 168V169H13ZM40 168H42V169H40ZM48 168V169H47ZM58 168H60V169H58ZM71 168V169H70ZM75 168H76V170L77 171H75ZM87 168H89V169H87ZM97 169V172H96V169ZM177 168V169H176ZM30 169V170H29ZM33 169V170H32ZM49 169H50V171H49ZM83 169H84V171H83ZM91 169V170H90ZM106 171H105V170ZM122 169H124V170H122ZM147 169V170H146ZM4 170V171H3ZM20 170V171H19ZM26 170V171H25ZM54 170V171H53ZM64 170H65V172H64ZM68 170H70V171H68ZM112 170V171H111ZM179 170V171H178ZM2 171V172H1ZM29 171V173H31V174H27V172ZM31 171V172H30ZM36 171V172H35ZM53 171V172H52ZM59 171H60V173H59ZM81 171V172H80ZM92 171V173H90ZM94 171V172H93ZM112 172V173H109V172ZM116 171V172H115ZM118 171V172H117ZM124 171V172H123ZM145 171V172H144ZM148 171H150L149 173H148ZM173 171H172V173H173ZM23 172H24V175H23ZM26 172V173H25ZM34 174H33V173ZM46 172V173H45ZM56 172V173H55ZM67 172H68V174H67ZM74 172H76V173H74ZM80 172V173H79ZM84 172V173H83ZM95 172H96V174H95ZM99 172V173H98ZM22 173V174H21ZM49 173H50V175H49ZM54 173V174H53ZM57 173H58V175H57ZM73 173H74V175H73ZM146 173V174H145ZM175 173V174H176ZM181 173V174H180ZM26 174V175H25ZM93 174H94V176H93ZM108 174V175H107ZM109 174H110V177H112L111 179H108V178H106V177H108L109 176ZM121 174H123L122 176H121ZM126 174V173H125ZM149 174V175H148ZM182 174H183V176H182ZM29 175V176H28ZM32 175H33V177H32ZM66 175H68V177L66 176ZM80 175H82L81 176V178H80ZM99 175V176H98ZM119 175L121 176V178L119 177ZM31 176V177H30ZM44 176H48V177H45V181L43 180V178H44ZM59 176V177H58ZM89 176V177H88ZM90 176H92V177H90ZM124 176H125V178H124ZM182 176V178H179V177H181ZM25 177H26V179H25ZM34 177H35V179H34ZM50 177H51V180H50ZM56 177H58V178H56ZM70 177V178H69ZM74 177L76 178V179H74ZM96 177V178H95ZM98 177H100V178H98ZM109 177V178H110ZM148 179H147V178ZM178 178V180H177V178ZM32 178H33V181H32ZM72 178V179H71ZM80 178V179H79ZM117 178V179H116ZM56 179V180H55ZM89 179V180H88ZM90 179H91V181H90ZM114 179V181H112ZM120 179H121V181H120ZM3 180V179H2ZM46 180H47V182H46ZM50 180V181H49ZM69 181V183H68V181ZM79 180V181H78ZM139 180V181H138ZM149 180V181H148ZM152 180H154V185H153V187L154 188H156L157 190H158V192L156 191V189H155V191L156 192H153L152 193V191H154V188L152 187ZM25 181V182H24ZM53 181H55V182H53ZM66 181H67V183H66ZM77 181V182H76ZM84 181V182H83ZM96 181V182H95ZM121 183L122 181V183H121V185L118 183ZM180 181H183V184H181L182 182H180ZM49 182V183H48ZM75 182V183H74ZM83 182V183H82ZM95 182V183H94ZM112 182H114V183H112ZM26 183V184H25ZM41 183H42V186H41ZM46 183V184H45ZM48 183V184H47ZM56 183V184H55ZM79 185H78V184ZM91 185H90V184ZM144 183H145V185H147L146 187H145V185H144ZM55 184V185H54ZM72 184V185H71ZM90 185L89 187L88 186H86V185ZM96 184V185H95ZM106 184L107 185H109V188H105V186H106ZM112 184L114 185V186H112ZM120 186H119V185ZM125 184V185H124ZM128 184L130 185V186H128ZM151 184V185H150ZM161 184V183H160ZM33 187H31V186ZM45 185V186H44ZM53 185V186H52ZM70 185V186H69ZM79 186V188L77 189V186ZM81 185V186H80ZM84 185L86 186V188L87 189H89V190H87L85 187H84ZM157 185H159L158 187H157ZM180 185V186H179ZM182 185V186H181ZM183 185H184V187H183ZM35 186V187H34ZM40 186V187H39ZM51 186V187H50ZM69 186V187H68ZM74 186V187H73ZM76 186V187H75ZM117 186V187H116ZM149 186V188H148V190H147V187ZM28 187V188H27ZM37 187H38V189H37ZM41 187H43V188H41ZM67 187H68V189H67ZM72 187V188H71ZM119 187V188H118ZM132 187V188H131ZM150 187H152V188H150ZM179 187V188H178ZM19 188H21V186L19 185V187H18V189ZM32 188V189H31ZM37 189V191H36V189ZM46 188H47V193L49 192L50 193V191H51V193H50V195H49V193L47 194L46 193ZM48 188H49V190H48ZM53 188H56V189H54V191H53ZM77 190H76V189ZM82 188H84V189H82ZM93 189V190H91V189ZM114 188V189H113ZM120 188H121V190H120ZM131 188V189H130ZM145 188V189H144ZM184 188H185V190H184ZM31 189V190H30ZM42 189V190H41ZM44 189H45V191H44ZM52 189V190H51ZM70 189V190H69ZM71 189H73V191L71 190ZM112 189H113V191H112ZM119 189V190H118ZM144 189V190H143ZM151 189V190H150ZM153 189V190H152ZM180 189V190H179ZM182 189H183V191H185V192H182ZM33 190H34V192H33ZM40 190H41V193H40ZM74 190H76L75 191V194H74ZM101 190V191H100ZM116 190V191H115ZM124 192H123V191ZM33 193H32V192ZM39 191V192H38ZM67 191H72V192H70V195L69 196H67V199H65V201L67 202V204L69 203V205H66V203H65V201H63V197H64V194H66V192ZM91 191V192H90ZM117 191H118V193H117ZM120 191V192H119ZM144 191V192H143ZM150 191V192H149ZM181 191V192H180ZM210 191H213V190H210ZM28 192V193H27ZM31 194H30V193ZM83 192H84V199H82L83 198ZM106 192V193H105ZM112 192V193H111ZM37 193V194H36ZM38 193H40V194H38ZM46 193V194H45ZM86 193V194H85ZM97 193H99L100 194V197H99V195L97 194ZM147 193V194H146ZM148 193H149V195H148ZM156 193V194H155ZM160 195H158V194ZM181 193H183V195L184 196H182L181 195ZM29 194V195H28ZM41 194H43V197H42V195ZM53 194V195H52ZM97 194V195H96ZM32 195V196H31ZM41 195V196H40ZM46 195V196H45ZM73 196V198H72V196ZM74 195H76L77 197H79V198H77L76 196H74ZM118 195H121V197L122 198H124V199H122L121 197L119 198V196ZM146 195L147 196H149L148 198L146 197ZM154 195V196H153ZM156 195L158 196V198L156 197ZM81 196V197H80ZM104 196H107L106 197V199H107V202H106V205H104V206H100V205H102L101 204V202L102 201H105V199H104ZM31 199H30V198ZM75 197H76V199H75ZM86 197H87V199H86ZM115 197H116V200H114L115 199ZM145 197V198H144ZM155 197V199H153ZM182 198V199H179V198ZM200 197H202V200L201 201H199L200 199ZM69 198H71V199H69ZM118 198V199H117ZM192 198V200L190 201V199ZM69 199V200H68ZM185 199H186V201H185ZM199 199V200H198ZM59 200V201H58ZM76 200V201H75ZM80 200H81V202H80ZM87 200V201H86ZM111 200V201H110ZM119 200H121V201H119ZM124 200H125V202H124ZM146 200V202H144V201ZM159 200V202H157ZM180 200H182V201H180ZM188 200V201H187ZM83 201V202H82ZM86 201V202H85ZM113 201L115 202V204L113 203ZM133 201V202H132ZM140 201V202H139ZM141 201H143V203L141 204ZM154 201H156L155 203H154ZM194 201H196L197 202V204H196V202H194ZM34 204H33V203ZM74 202V203H73ZM119 202V203H118ZM190 202H191V206H190ZM193 202V203H192ZM73 203V204H72ZM84 203H85V205H84ZM103 203V202H102ZM116 203H117V205H116ZM158 203H159V205L161 206L162 205V207H160V206H157L158 205ZM201 205H205V207H203V206H201ZM33 204V205H32ZM37 204V205H36ZM40 204V205H39ZM111 204V208H112V210H111V208H110V205ZM121 204V205H120ZM140 204V205H139ZM36 206V209H35V206ZM39 205V206H38ZM78 205V206H77ZM80 205H81V207H80ZM135 205H137V206H135ZM149 205V206H148ZM154 207H160V208H158L157 210L155 209V208H153V206ZM67 206H70L69 208L67 207ZM95 206V207H94ZM118 206H120V208L122 209H120ZM133 206V207H132ZM143 206V207H142ZM48 207V208H47ZM59 207V208H58ZM67 207V208H66ZM80 207V208H79ZM84 207V208H83ZM99 207H100V209H99ZM116 207V208H115ZM118 207V208H117ZM138 207H140V208H138ZM146 207V209H144ZM150 207V208H149ZM192 207V208H191ZM32 208H33V210H32ZM60 208H61V210H60ZM66 208V209H65ZM86 208H88V209H86ZM144 210H143V209ZM148 208V209H147ZM168 210H167V209ZM203 208H206L205 209V211L203 212ZM37 209H38V212H37ZM39 209L41 210V212L39 211ZM64 209H65V211H64ZM69 209V210H68ZM118 210V212H117V210ZM139 209H141V211L139 210ZM160 209H162V211L160 210ZM35 210H36V212H35ZM80 210V211H79ZM143 210V211H142ZM202 210V211H201ZM0 214H2V216L0 215V217H2L3 219L2 220H0V222H1V226H0V239L2 240H0V252H1V249H2V247H3V245H4V243L5 242H7V240L10 238V248H14L13 247V244H12V242H14V245L16 244V241H15V236L17 235V230H18V228H19V226H20V223L18 224V222H17V224H12V220L11 219H13L12 217H11V215L10 216H8V220L6 221V220H4V211L2 210V208L0 207ZM67 211H68V213H67ZM115 211V212H114ZM170 211V212H169ZM5 212H6V210H5ZM34 212V213H33ZM57 212V214H55ZM64 212V213H63ZM114 212V213H113ZM117 212V213H116ZM155 212V213H154ZM156 212H157V214H156ZM191 212V213H190ZM13 213V212H12ZM32 213V214H31ZM37 213V214H36ZM40 213H41V215H40ZM43 213H44V215H43ZM114 215H113V214ZM148 213V214H147ZM154 213V214H153ZM169 213V214H168ZM198 213H201V214H205V215H200V214H198ZM4 214V215H3ZM53 214V215H52ZM74 214H76V216L74 215ZM78 214H79V216H78ZM116 214V215H115ZM160 215L159 217H156V215ZM166 215V216H164V218H163V215ZM192 214V215H191ZM38 215V216H37ZM51 215V216H50ZM64 215V216H63ZM69 215V216H68ZM74 215V216H73ZM114 217H113V216ZM153 215V216H152ZM33 217V219H32V217ZM40 216V217H39ZM55 216L57 217V218H55ZM64 217V219H63V217ZM150 217V218H147V217ZM155 216V217H154ZM199 216H203V217H199ZM68 217V218H67ZM74 217H76V218H74ZM78 217V218H77ZM109 217V218H108ZM112 217V218H111ZM118 218V220H117V218ZM16 218H19V217H17V214H14V219L13 220H15ZM42 218H43V220H42ZM58 218H60V221H59V219ZM72 218V219H71ZM74 218V219H73ZM114 218V219H113ZM116 218V219H115ZM159 218V219H158ZM169 218V219H168ZM209 218V219H208ZM9 219H10V221H9ZM77 219V220H76ZM146 219V220H145ZM153 219V220H152ZM161 219H162V221H161ZM193 219V220H192ZM199 219V220H198ZM33 220V221H32ZM39 220V221H38ZM42 220V221H41ZM69 220H70V223H69ZM74 220V221H73ZM115 220V221H114ZM145 221V222H142V221ZM147 220H149V221H147ZM152 222H151V221ZM160 220V221H159ZM196 220V221H195ZM198 220V221H197ZM22 221V220H21ZM20 220H19V222H21ZM35 221V222H34ZM66 221H68V222H66ZM92 221H94L93 223H92ZM199 221H201V222H199ZM9 222H10V224H9ZM34 222V223H33ZM39 222H40V224H39ZM59 222V223H58ZM77 222V223H76ZM115 224H114V223ZM116 222H117V224H116ZM162 222V223H161ZM164 222V223H163ZM203 222V224L202 225H200L201 223ZM8 223V224H7ZM33 223V224H32ZM73 223V224H72ZM76 225H75V224ZM110 223V224H109ZM112 223V224H111ZM154 223V224H153ZM156 223H158L159 224V226H157L158 224H156ZM211 223V222H210ZM209 223V224H210ZM30 224H32V228H31V225ZM37 224V225H36ZM59 224L61 225V226H59ZM63 224H64V226H63ZM72 224V225H71ZM99 224V225H98ZM108 224V225H107ZM152 224H153V226H152ZM196 224H199V226L201 227H198V225H196ZM3 225V226H2ZM16 225H19V226H16ZM40 225V226H39ZM68 225H69V227H68ZM111 225V226H110ZM141 225H142V227H141ZM6 226V227H5ZM28 226H29V228H31V229H29L28 228ZM73 226H75V227H73ZM100 228H98V227ZM115 226H117V228L115 227ZM155 226V227H154ZM204 226L206 227V228H204ZM8 227V228H7ZM35 227V228H34ZM57 227H59V228H57ZM64 227H65V229H64ZM70 227H71V230L73 231L72 232V235H71V230H69L70 229ZM103 227V228H102ZM109 227V228H108ZM157 227H158V229H157ZM194 227H196V228H198V230H196V229H194ZM208 227H209V225H208ZM39 228V229H38ZM62 228V229H61ZM96 228H98V229H96ZM102 228V229H101ZM106 228H108V229H106ZM137 228H139V229H137ZM148 228H149V230H148ZM9 229H11V230H9ZM28 229V230H27ZM35 229V230H34ZM37 229L39 230V231H37ZM58 229H60V230H58ZM105 229V230H104ZM114 229H115V231H114ZM161 229V230H160ZM12 230H16V232H15V235H14V231H12ZM31 230V231H30ZM62 230H64V231H62ZM69 230V231H68ZM99 230V231H98ZM111 230V233L110 232H108V231H110ZM128 230V231H127ZM157 230V231H156ZM164 230V231H163ZM9 231V232H8ZM61 231V232H60ZM122 231V232H121ZM124 231V232H123ZM130 231H132L131 232V236H130ZM143 231V232H142ZM147 231V232H146ZM204 232L203 234H201V233H199V232ZM7 233V234H4V233ZM33 232V233H32ZM36 232V233H35ZM57 232V233H58ZM69 232V233H68ZM98 234H97V233ZM117 232V233H116ZM120 232V233H119ZM127 232H128V234H127ZM138 232H140V233H138ZM172 232V233H171ZM10 233V234H9ZM35 233V234H34ZM91 233H92V235H91ZM106 235V236H103L104 234ZM113 233H114V235H113ZM143 233V234H142ZM158 233V234H157ZM69 234H70V236H69ZM86 234V235H85ZM88 234V235H87ZM148 234V235H147ZM161 234V235H160ZM163 234H164V236L165 237H163ZM26 235V234H25ZM75 237H74V236ZM96 235V236H95ZM108 235H111V236H108ZM126 235H128V236H126ZM152 235V236H151ZM158 235H160L159 237H158ZM4 238H3V237ZM5 236H6V238H5ZM66 237V239H65V237ZM101 236H103V237H101ZM115 236H117L118 237V239H116L115 238ZM121 236H122V239H121ZM141 236V237H140ZM199 236V237H198ZM71 237H73V239L71 238ZM84 237V238H83ZM85 237H87V238H85ZM93 238V240H92V238ZM96 237H98L97 239H96ZM105 237V238H104ZM114 237V240H115V242L116 243H114V245L116 246H118V247H115V250L112 248H110V246H109V243L112 241V238ZM127 240V239H130L129 241H131L132 242V247H134L135 245H136V243H137V245H139L140 246V248H138V250H136V252H135V250H134V252L133 251H130V252H128L126 255L128 256V257H126V255H123V251H124V248L126 249V247L128 246V242H126L125 241V239ZM140 237V238H139ZM161 237V238H160ZM70 238V239H69ZM76 238V240H74ZM83 238V239H82ZM146 238H147V240H146ZM160 238V239H159ZM202 238V239H201ZM72 239V240H71ZM90 239L92 240V241H90ZM99 239V240H98ZM108 239V240H107ZM139 239V240H138ZM201 239V240H200ZM5 240V241H4ZM98 240V241H97ZM107 240V241H106ZM138 240V241H137ZM144 240V241H143ZM164 240V241H163ZM193 241V242H191V241ZM94 241V242H93ZM118 241V242H117ZM148 241V242H147ZM157 241V242H156ZM159 241V242H158ZM166 241V242H165ZM107 242V243H106ZM126 242V243H125ZM190 242V243H189ZM72 243V244H71ZM92 243V244H91ZM102 243V244H101ZM104 243H106V244H104ZM119 243V244H118ZM153 244V246H152V244ZM156 243V244H155ZM168 243V244H167ZM183 243V244H182ZM185 243V244H184ZM194 243V244H193ZM64 244V243H63ZM121 244V245H120ZM126 244H127V246H126ZM140 244H142V245H140ZM151 244V245H150ZM192 244H193V247H192ZM65 245V244H64ZM144 245V246H143ZM160 245V246H159ZM16 246V245H15ZM100 246V248H98ZM109 248H108V247ZM125 246V247H124ZM143 246V247H142ZM162 246V247H161ZM167 246V247H166ZM30 247H32V245L30 246ZM64 248H66L65 246H63ZM88 247H90V248H88ZM102 247V248H101ZM124 247V248H123ZM142 247V248H141ZM170 247V248H169ZM203 247H205V248H203ZM98 248V249H97ZM119 248V249H118ZM123 248V249H122ZM117 249H118V251H117ZM113 250V251H112ZM140 250V251H139ZM142 250H144V253H143V251ZM173 250V251H172ZM95 251V252H94ZM103 251V252H102ZM109 251V252H108ZM114 252V253H112V252ZM159 251V252H158ZM183 251V252H182ZM187 251V252H186ZM93 252H94V255H93ZM133 252V253H132ZM141 252H142V255H141ZM164 252V253H163ZM202 252V253H201ZM84 253V254H83ZM103 253V254H102ZM109 253V254H108ZM119 253V254H118ZM136 253V254H135ZM155 253V254H154ZM183 253H184V255H183ZM186 253V254H185ZM100 254V255H99ZM179 254V255H178ZM67 255V256H66ZM108 255V256H107ZM110 255H113V256H110ZM120 255V256H119ZM123 255V256H122ZM101 256H102V258H101ZM141 256H142V258H141ZM108 257V258H107ZM126 260H124L123 258ZM134 257V258H133ZM136 257H137V260H136ZM198 257V258H197ZM97 258H98V260H97ZM122 258V259H121ZM141 258V259H140ZM202 258V260H200ZM103 259V260H102ZM120 259H121V261H120ZM134 259V260H133ZM181 259V260H180ZM189 259V260H188ZM204 259V260H203ZM119 260V261H118ZM166 260V261H165ZM74 261V262H73ZM99 261V262H98ZM118 261V262H117ZM182 261H184V262H182ZM133 262V263H132ZM171 262V263H170ZM178 262V263H177ZM71 263V262H70ZM71 263V264H72ZM2 264H5V262H2Z\"/></svg>",
    "mask_w": 264,
    "mask_h": 264
}]
</instances>
